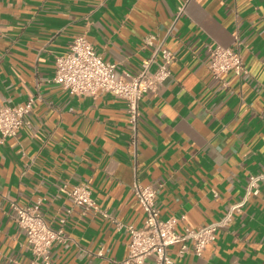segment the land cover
Here are the masks:
<instances>
[{
    "label": "crops",
    "instance_id": "obj_1",
    "mask_svg": "<svg viewBox=\"0 0 264 264\" xmlns=\"http://www.w3.org/2000/svg\"><path fill=\"white\" fill-rule=\"evenodd\" d=\"M80 34L118 73H138L159 43L173 53L171 75L140 101L136 174L157 188L162 219L185 216L177 231L219 219L264 171V0H0V105L35 98L17 136L0 141V264L33 259L14 203L41 200L54 227L65 219L69 240L54 245L51 264H118L131 235L115 220L143 225L126 100L72 96L51 82ZM216 44H238L249 73L216 79ZM80 183L108 217L61 190ZM187 245L169 247L175 264H264V181L202 256Z\"/></svg>",
    "mask_w": 264,
    "mask_h": 264
},
{
    "label": "built area",
    "instance_id": "obj_2",
    "mask_svg": "<svg viewBox=\"0 0 264 264\" xmlns=\"http://www.w3.org/2000/svg\"><path fill=\"white\" fill-rule=\"evenodd\" d=\"M155 38L154 35H150L147 43L153 44ZM172 60L173 53L163 43H159L153 54L143 60L138 73H118L117 65L105 60L87 36L80 34L71 42L68 51L59 55L55 62V73L51 82L60 84L70 95L95 97L103 93H112L127 102L130 148L134 157L135 171L131 188L145 216L141 227L115 220L118 227H125L131 235L128 255L118 264H175L168 252L169 247L172 244L181 243L180 254H183L188 250L187 242L189 241L192 243V252L202 256L206 246L215 239V233L232 223L234 215L242 210L249 198L260 192V185L264 181V171L252 174L247 182L244 196L231 204L219 219L204 226H186L183 232H179L176 226L181 219L185 218L184 215H172L167 219L160 217V210L156 206L157 188L150 184H142L136 174L142 118L140 101L146 93L156 92L171 75ZM153 64L157 66L154 71L151 70ZM208 66L213 76L224 82L223 77L230 72L239 77L249 73L238 44L211 46ZM34 103L35 98L31 97L23 104L0 105L1 142L8 137L17 136L26 123V116L32 110ZM61 190L72 199L75 205L83 207L85 212L93 210L106 217L109 216L97 206L88 184L80 183L70 189L64 185ZM41 204V200L26 207L13 204L16 221L24 230L29 248L33 253V259L29 264H51L54 245L65 244L69 240L63 227L65 219L59 220L60 227H54L45 217ZM5 264L15 263L10 261Z\"/></svg>",
    "mask_w": 264,
    "mask_h": 264
}]
</instances>
